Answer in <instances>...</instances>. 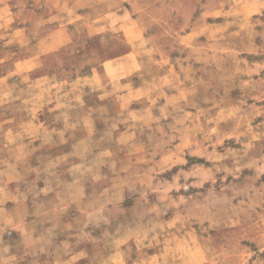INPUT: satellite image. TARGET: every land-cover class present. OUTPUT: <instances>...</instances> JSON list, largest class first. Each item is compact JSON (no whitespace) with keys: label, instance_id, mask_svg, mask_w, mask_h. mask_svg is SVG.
Instances as JSON below:
<instances>
[{"label":"rangeland","instance_id":"1","mask_svg":"<svg viewBox=\"0 0 264 264\" xmlns=\"http://www.w3.org/2000/svg\"><path fill=\"white\" fill-rule=\"evenodd\" d=\"M0 264H264V0H0Z\"/></svg>","mask_w":264,"mask_h":264}]
</instances>
